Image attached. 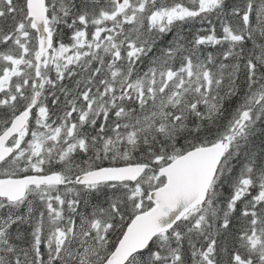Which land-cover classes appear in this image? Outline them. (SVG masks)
I'll use <instances>...</instances> for the list:
<instances>
[{
  "label": "trees",
  "instance_id": "obj_1",
  "mask_svg": "<svg viewBox=\"0 0 264 264\" xmlns=\"http://www.w3.org/2000/svg\"><path fill=\"white\" fill-rule=\"evenodd\" d=\"M120 2L68 0L54 19L46 0L54 47L72 45L76 35L86 44L77 64L36 75L25 0H0V80L10 78L0 91V134L33 106L21 150L1 164L0 178L62 176L18 203L0 199V264H102L130 220L150 207L148 192L164 181L159 169L224 140L206 202L126 264H264V0H216L206 10L201 0H137L143 10L135 19L117 12ZM177 7L195 13L151 24L154 11ZM103 14L111 20L100 22ZM19 22L28 50L14 41ZM47 126L59 129L58 139L44 140L36 154L34 139L46 138ZM127 164L147 167L141 207L133 184L74 183L89 170ZM59 229L69 236L60 249ZM94 229L105 230L104 247Z\"/></svg>",
  "mask_w": 264,
  "mask_h": 264
},
{
  "label": "water",
  "instance_id": "obj_2",
  "mask_svg": "<svg viewBox=\"0 0 264 264\" xmlns=\"http://www.w3.org/2000/svg\"><path fill=\"white\" fill-rule=\"evenodd\" d=\"M30 29L37 43L36 74L41 59L54 44L47 23L46 0H25ZM33 106L20 110L0 134V165L12 154L10 142L26 128ZM247 111L241 115V125ZM227 141L198 147L177 157L159 169L164 183L147 194L151 206L136 214L124 229L113 251L102 264H126L144 251L157 236L174 228L186 215L202 206L227 149ZM147 167L140 164L107 166L84 172L74 178L78 186H98L103 183H136ZM58 174L25 175L19 178H0V199L17 203L26 196L27 189L42 185H58Z\"/></svg>",
  "mask_w": 264,
  "mask_h": 264
},
{
  "label": "rangeland",
  "instance_id": "obj_3",
  "mask_svg": "<svg viewBox=\"0 0 264 264\" xmlns=\"http://www.w3.org/2000/svg\"><path fill=\"white\" fill-rule=\"evenodd\" d=\"M49 1L51 2V5H52V16L54 19H57L59 17L60 12H61L60 4L67 2L68 0H49ZM59 1H61V2L58 4V8L56 7L55 9H53V7ZM136 2H137V0H121V2L117 5V12L119 14H121L122 16L130 15V17L132 16V18L135 19V16H136L135 11L136 10H138V11L143 10L142 8L138 7ZM215 3H216V0H201V2L199 3V10H206L210 6L215 5ZM194 13L190 12L184 8H181V7H177L175 9H168V10H166V9L156 10L153 12V15L150 19V22L152 25H157V26H160L161 28H163L164 24L167 25L173 20L181 19V18H184L185 16H188V15H194ZM15 14H17V13H15ZM111 18H112V16L105 14L102 17V19L100 20V22L102 20H111ZM26 19L28 20V27L30 28V20L27 18V16H26ZM26 28H27L26 26H24L23 24H21L19 22V26H17V33L14 36L15 43L17 45H19L24 50H28L30 48V35L26 31ZM102 33H103V29L99 28L96 32V35H95V40L97 42H101ZM104 36H106V38L109 37L107 34H105ZM35 40H36V36H35ZM84 44H86V40H85L84 36L83 35H76L74 37V42L72 45H70V46L59 45V46L53 47L52 50L42 58L38 74L46 75V73H48L49 68L55 69V68L60 67V66L65 67V66H68L70 64H77L81 58L80 54L83 52L81 49L83 48ZM36 54H37V43H36V52H35L34 58L36 57ZM18 64H20V63H18ZM15 73L18 74L19 71H16ZM112 75H115V76L117 75V77H119L117 82H119V83L125 82L124 77L121 78L117 73H112ZM9 79L10 78L7 76L5 79L0 80V91L7 87ZM38 114H39V120L41 121V118L43 116H45L42 108H38ZM86 115H88L87 111L81 117V119L83 121L86 119ZM155 115L156 114H151V117H153ZM58 130L59 129L52 130L47 126L46 131L49 135L46 138H44V135L42 133V136H39V137L34 139L35 142L33 144V152L36 154L40 153L44 140L45 141H56L58 139L57 136L59 135ZM25 132H26V129L20 135H18L16 138H14L11 141L10 145L13 147V150H15L17 148H18V150H21L20 149L21 148L20 145L22 144L21 138L25 134ZM66 132L68 134L69 131H66ZM70 141H73V140H70ZM79 143H81V142H79ZM76 146H77L76 143L73 142V144H70L67 146L65 152L68 153L70 150H72ZM162 184H163V182L160 183L159 186H161ZM149 186H150L149 179H146V185L145 186L143 184V180H140L139 182L133 184V188H132L133 193H134V195H137L139 197V199L137 201L138 207H141V205H142V201L140 199V196H141L143 190L145 188H148ZM242 186L245 187L246 183H243ZM242 191H243V188H240L237 197H239L242 194ZM147 200H148V197H147ZM94 231L99 235V239H98L99 244L101 245V247H104L106 245V243L108 242V240H105V237H106L105 236V234H106L105 230L94 229ZM68 237L69 236H68L67 232H64L60 229L56 231L55 239L59 240V243H58L59 249L65 244V242L68 240ZM81 247H83V246H81ZM76 254H78L80 257H83L85 253H79V252L75 253L74 252L72 255H76Z\"/></svg>",
  "mask_w": 264,
  "mask_h": 264
},
{
  "label": "bare ground",
  "instance_id": "obj_4",
  "mask_svg": "<svg viewBox=\"0 0 264 264\" xmlns=\"http://www.w3.org/2000/svg\"><path fill=\"white\" fill-rule=\"evenodd\" d=\"M224 141H226V140H224ZM222 142V141H221ZM219 143V142H218ZM216 144V143H215ZM99 186V185H98ZM152 242V241H151ZM149 246V245H148Z\"/></svg>",
  "mask_w": 264,
  "mask_h": 264
}]
</instances>
